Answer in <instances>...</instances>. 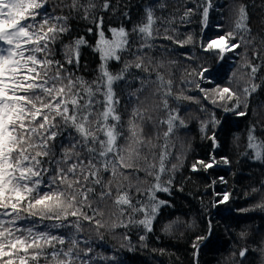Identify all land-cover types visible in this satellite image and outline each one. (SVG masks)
<instances>
[{"label": "trees", "instance_id": "16d2710c", "mask_svg": "<svg viewBox=\"0 0 264 264\" xmlns=\"http://www.w3.org/2000/svg\"><path fill=\"white\" fill-rule=\"evenodd\" d=\"M89 2L96 7L90 9L89 18L84 19L81 9L69 7L70 0H47L50 15L68 17L69 31L53 45L54 58L62 63L63 45L80 37L90 45L97 42L101 29L94 21L99 18L103 20L101 28L106 37H111L109 29L124 27L130 40L136 41L133 49L142 41L132 29L145 22L149 9L155 22L153 47L144 49L143 63L148 71L133 70L138 77L146 78L145 87L137 93L141 101L129 98V93L140 87V80L114 84L120 97L117 110L122 123L126 124L131 118L134 107L140 109L135 123L143 129V144L132 145L131 154L122 153L125 162L132 167L117 168L114 177L111 167L108 171L101 168V184H93L89 179L87 187L94 191L87 194L88 201L82 211L90 216L95 212V215L91 224L83 219L80 221L83 230L77 238L90 242L79 245L81 258L88 264H264V209L255 207L264 200V193L253 192V189H264V161L255 159L254 149L249 147L250 134L256 137L253 143L264 141V0H211L207 26L203 25L202 11L208 0H109L108 10L101 8L104 0H79L84 5ZM241 6L246 13V31L236 29ZM230 31L235 32L236 41L233 42H239L240 47L234 53H227L224 62L210 60L209 67L218 71H213L212 83H201L194 69L209 56L199 46L201 38L206 40ZM188 37L192 38L191 42H186ZM180 42H184L183 46ZM81 53L78 68L65 66L75 75L88 81L95 80L101 63L98 55L87 47L82 48ZM123 55L128 60L133 59L128 53ZM248 65L256 66L257 72L252 74ZM121 67L122 64L115 62L109 64L114 73ZM233 72L235 75H230ZM157 73L163 75L164 85L157 80ZM167 81H171L170 95H165L169 88ZM197 83L204 88L229 87L236 97L214 105L210 99H204L205 93L196 88ZM245 87L250 94L244 93ZM177 96L196 99H176ZM165 99L167 108L163 103ZM237 102L239 107L234 111H224L225 107L233 108ZM172 109L178 111L186 127L175 129L167 138L168 156L161 183L171 178L170 194L155 193L158 199L167 203L159 208L153 230L147 232L135 222L143 218V213L115 201L126 193L133 206L153 203L151 188L159 168L161 146L165 143L166 121ZM239 112L245 115H237ZM213 114L218 123H213ZM204 125L206 128L202 131ZM67 135L58 137V142L66 143ZM213 135L215 142L211 139ZM118 144L127 147L123 137ZM211 157L216 163L205 170L198 162H208ZM224 158H227V164L223 163ZM193 165L197 170L193 171ZM108 191L111 195L101 197L102 192ZM224 193L230 194V198L220 204ZM240 209L249 210L243 212ZM97 220L103 225L98 229L95 226ZM176 221L179 223L171 232H165V226ZM209 222L211 240L197 243L196 237L207 233ZM21 223L30 226L32 222ZM51 223L43 221L41 225L48 224L46 230L56 234L67 236L74 232L69 228L51 229ZM141 236L145 239L141 240ZM68 246L66 241L65 245L56 247L66 249ZM86 248L92 249L88 256L83 255ZM243 249L247 252L241 258L239 253ZM45 251L52 249L45 246ZM39 264L54 262L40 257Z\"/></svg>", "mask_w": 264, "mask_h": 264}, {"label": "snow or ice", "instance_id": "6c2138e0", "mask_svg": "<svg viewBox=\"0 0 264 264\" xmlns=\"http://www.w3.org/2000/svg\"><path fill=\"white\" fill-rule=\"evenodd\" d=\"M47 0H0V264H39L40 257L49 258L54 264H88L81 258V243H90L78 239L82 232L81 219L90 224L94 215L82 211L88 201V193L94 191L87 187L91 183L101 184L99 173L101 168L116 176V169L130 168L122 154L133 151L132 145L143 144V129L135 123L140 109L134 107L131 118L122 123V116L118 112L120 97L114 89V84L123 81L131 84L133 80H140V87L129 93V98H135L145 87V79L136 75L133 70L148 71L144 67V49H151L153 44L154 16L151 9L147 11L146 20L132 29L140 36L141 43L133 49L135 40H130L129 32L124 27L111 28V37H106L102 30V18L95 20L99 39L90 45L84 38H76L70 44L63 45L64 62L54 58L53 45L63 34L69 31L68 17L50 15L46 7ZM211 0L203 8V25L207 26ZM70 8L81 9L83 18L88 19L90 9H95L94 3L80 4L79 0H70ZM102 10L109 9V0H104ZM239 19L236 29L247 30L244 23L246 13L241 6L238 9ZM92 31L91 28L88 29ZM170 39V37H165ZM188 37L186 42H191ZM236 41L235 32H226L206 40L201 38L200 47L209 56L194 69L197 79L201 83H212L213 71L209 61L224 62L227 53H234L240 47ZM183 46L184 42H180ZM90 48L98 55L101 62L99 76L92 81L75 75L72 69L65 65L78 68L81 61V49ZM133 57L128 60L123 54ZM110 62L122 64L120 71L112 72ZM250 72L255 74L257 67L248 65ZM230 75H235L231 73ZM157 80L164 85L163 75L157 73ZM197 83L196 88L205 93L204 99H210L216 105L219 102L231 101L236 93L229 87L204 88ZM165 95H170L171 81ZM256 85H252L255 91ZM250 94L249 89H243ZM214 93V96L209 94ZM196 99L193 97L177 96L176 99ZM167 108L168 102L163 101ZM99 106V107H97ZM239 107L237 102L233 108L224 111H234ZM203 110V109H202ZM237 115H245L239 112ZM163 123V122H162ZM213 123H218L213 114ZM167 131L164 133L165 143L161 146L159 168L154 177L151 188L149 206H133L127 194L119 195L115 201L118 205H128L132 211L143 213V218L135 221L143 226L147 232L153 230V221L161 206L167 201L158 199L156 192L170 194L171 178L161 183V175L166 171L165 158L168 156L167 138L179 127H186L178 111L172 109L166 121ZM206 125L202 127L204 131ZM66 143H59L58 137H65ZM124 138L127 147L118 144ZM215 142V136L211 137ZM256 141L254 135L249 136V147L254 149L255 159L264 161V141ZM203 168L214 166L216 160L211 157L208 162L199 161ZM227 164V158L223 159ZM152 167H155L152 165ZM175 167V166H173ZM197 170L193 165V171ZM151 175V173H149ZM108 187L107 184L104 185ZM264 189H253V192ZM111 195V192H102ZM80 198L79 201L77 198ZM230 198L224 193L218 202L223 204ZM139 204V202H138ZM255 207L264 209V200ZM150 208V211L148 210ZM249 209H240L246 212ZM123 211V209H121ZM69 217L75 219L70 220ZM31 221L30 226L21 222ZM69 228L74 232L67 236L56 234L49 229ZM179 221L170 222L165 226V232L171 230ZM96 228L103 225L95 221ZM126 226V225H121ZM212 226L209 222L207 233L196 237L200 241H210ZM145 239L144 236L140 237ZM68 247L57 248V245ZM45 246L52 251H45ZM196 247V244L193 245ZM32 250V251H30ZM91 248L83 250L88 256ZM247 249L240 251L243 258ZM115 259V257H113Z\"/></svg>", "mask_w": 264, "mask_h": 264}]
</instances>
